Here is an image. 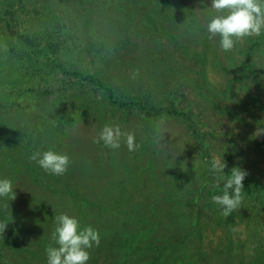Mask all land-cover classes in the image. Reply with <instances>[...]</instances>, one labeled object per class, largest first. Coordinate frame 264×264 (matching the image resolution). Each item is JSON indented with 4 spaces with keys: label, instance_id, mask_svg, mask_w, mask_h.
<instances>
[{
    "label": "rangeland",
    "instance_id": "rangeland-1",
    "mask_svg": "<svg viewBox=\"0 0 264 264\" xmlns=\"http://www.w3.org/2000/svg\"><path fill=\"white\" fill-rule=\"evenodd\" d=\"M86 7L99 10L89 23ZM207 7L210 0H0V176L16 194L0 199L8 222L0 262L47 264L54 216L85 209L141 212L133 240L175 252L165 264H264V34L224 52L207 33L215 14ZM106 125L121 129L119 148L96 142ZM49 148L70 157L63 175L31 158ZM214 155H223L226 176L233 167L248 173L228 217L212 200L223 187L210 171ZM101 255L97 264H107Z\"/></svg>",
    "mask_w": 264,
    "mask_h": 264
},
{
    "label": "clouds",
    "instance_id": "clouds-1",
    "mask_svg": "<svg viewBox=\"0 0 264 264\" xmlns=\"http://www.w3.org/2000/svg\"><path fill=\"white\" fill-rule=\"evenodd\" d=\"M215 14L210 15L206 25L209 38L219 37V47L224 52H232L244 38L264 34V0H210V7ZM264 133V128L257 130V134ZM121 129L106 125L96 140H101L110 148L120 147ZM127 146L130 151L138 147L135 135L127 133ZM36 163L54 175L67 172L70 157L49 148L36 151L31 157ZM227 162L223 155H214L210 162V171L216 177L217 186L223 181L222 194L214 195L212 200L217 204L225 217L230 216L240 208L244 196V180L247 171L240 167H233L230 176H226L224 169ZM13 180L0 176V199L8 201L15 198ZM55 228L52 236L57 246L46 247L47 264H88L90 251L100 244L99 230L91 225H82L79 218L67 213H60L53 218ZM5 220H0V234L7 227Z\"/></svg>",
    "mask_w": 264,
    "mask_h": 264
},
{
    "label": "trees",
    "instance_id": "trees-1",
    "mask_svg": "<svg viewBox=\"0 0 264 264\" xmlns=\"http://www.w3.org/2000/svg\"><path fill=\"white\" fill-rule=\"evenodd\" d=\"M80 12H82L83 17L85 18L86 22L89 23V21L92 20L91 16L92 17L94 16L95 18L96 15L99 13V10L86 7V8H83ZM176 14H177L176 17H179V19L185 16V14L183 15L181 12L179 13L177 12ZM172 16H173L172 14H168L167 20H166L167 23L171 24V22L169 21H171ZM158 22L159 21H156V22L154 21L151 24L154 30H158L160 26L159 23L162 21H160L159 23ZM196 22L198 21L196 20ZM196 22L191 20V23L193 25H195ZM106 23H110L108 19H106ZM103 28L104 27H102V29ZM108 31L109 30H107L106 32ZM200 32L201 31H195V32H192V34L195 36L196 34ZM51 65L52 67H54V69L60 70L63 74L68 73L66 68L57 61H53ZM95 81L97 82V80ZM97 83L100 85V87H104L101 81L98 80ZM170 113L173 115H176L178 114V110L174 108ZM260 185L261 186H259V188L255 189L256 193H254L253 200H257L258 198L262 196L258 193L262 190V184ZM248 191L252 192L253 188L249 186ZM127 194L128 193H125L124 195H127ZM163 201H166V200L163 199ZM150 205L154 206V208L155 206H158V199L151 200ZM75 213L76 215L81 214L78 218L81 221L82 225H91L94 228L98 229L100 233V244L98 246H94L92 249V251H95L93 253L98 252V254L92 255L90 259H91V262L93 263H90V264H97L98 258L95 255L98 256L101 254H103L104 260L107 262V264H165L163 262V258H166L168 254L170 256H173L174 259L176 260L175 252L167 253L164 248H160V247L157 249L152 248V247L143 249L141 245H138V243L134 242L133 235L137 231L139 223L142 221V219L140 218L141 212H139L138 217L133 216V218L131 216L128 217L125 214L121 216H117L116 213L103 214V212H100L102 216L104 215L106 217L105 222L102 224H99L100 222L99 219H101L100 218L101 214H96L94 211H91V210L86 211L84 209L83 213H77V212ZM131 213L133 215L132 211ZM102 238L107 239V242L105 241L106 244H104ZM90 253L92 254V252ZM0 264H3V263L0 262Z\"/></svg>",
    "mask_w": 264,
    "mask_h": 264
}]
</instances>
